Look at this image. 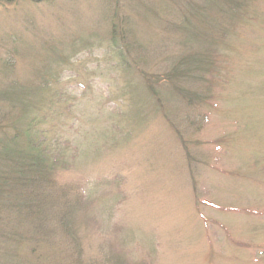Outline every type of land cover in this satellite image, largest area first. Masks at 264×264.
<instances>
[{"label":"rangeland","instance_id":"374dc122","mask_svg":"<svg viewBox=\"0 0 264 264\" xmlns=\"http://www.w3.org/2000/svg\"><path fill=\"white\" fill-rule=\"evenodd\" d=\"M222 2L0 0V170L44 149L74 226L1 196L0 264H264V0Z\"/></svg>","mask_w":264,"mask_h":264},{"label":"trees","instance_id":"16d2710c","mask_svg":"<svg viewBox=\"0 0 264 264\" xmlns=\"http://www.w3.org/2000/svg\"><path fill=\"white\" fill-rule=\"evenodd\" d=\"M222 1L223 2L221 3V5H219L217 11L219 15H221L222 20L225 23L230 22L231 19H233L234 16L237 14V12L239 13L245 7L244 5L245 0H241L235 3L228 0H222ZM222 4H226L225 8L222 7L223 6ZM199 27L200 28L202 27V23ZM184 29L188 30L187 27H185ZM192 29H189V32L191 30L192 38L196 37L197 35H203L201 29L196 30V35L193 34ZM204 32L206 35L210 33L207 29ZM224 32L222 33L223 35ZM110 37H111L110 39L111 43L115 45L117 41V35L113 34L110 35ZM205 37L202 36L203 39H205ZM206 38L208 39L209 37ZM214 41L217 42L216 40ZM212 53L213 50L211 48L207 49L205 54L209 55V61L207 60L206 57L203 58L202 54L201 55L198 54V56L190 59L191 60L190 65L196 64L197 69L209 74L210 71H212V68L210 66L211 64L213 65V61H214L213 60L214 57L212 56ZM123 66L125 67V64ZM151 86L152 87L150 88V90L154 94L155 87L153 84ZM184 95L186 96V94ZM206 99H209L208 95L205 97V100ZM17 139L18 136H15L11 142V144L15 145L16 147L18 146V142L16 141ZM2 148H4L2 149L3 152L2 159L3 162L6 164L5 166L6 172L0 170V191H2L0 193V197L5 194L11 196L12 200H7L9 209L12 212H16V211L20 212L18 211L20 209L21 211L27 210L26 213L29 216H31V218L30 220L27 218L26 219L29 220L28 222L32 223V225L35 228L41 227L43 223L41 220V216L39 215L40 214L43 215L44 212L47 213V210H49L50 213L48 215L47 214L44 215L50 217L52 216L53 218H55V220L58 221V224L63 229H65L68 233H72L73 232L72 229L74 226L70 224L71 214H69L71 210V204L64 205L58 202L56 199L52 198L51 191L53 189L52 188L53 181H51L50 179L51 178L50 168L48 167L49 168L48 170L46 165L47 162L49 161V157H48L49 154L40 147L35 149L27 147L21 151L13 152L12 154L10 151L12 148L7 149L8 147H6L5 144L4 146H2ZM12 150L14 151L15 149ZM51 199L54 200L52 201ZM42 210L45 211H43L42 213ZM45 221L46 220H44V222ZM48 221L49 220H47L46 222ZM35 233L36 232H34L33 235H35ZM47 236H45L44 238H46Z\"/></svg>","mask_w":264,"mask_h":264}]
</instances>
